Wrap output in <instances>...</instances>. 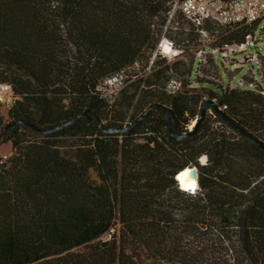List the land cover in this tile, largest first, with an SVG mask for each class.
<instances>
[{
    "label": "trees",
    "instance_id": "trees-1",
    "mask_svg": "<svg viewBox=\"0 0 264 264\" xmlns=\"http://www.w3.org/2000/svg\"><path fill=\"white\" fill-rule=\"evenodd\" d=\"M175 1L0 0V83L14 95L9 121L0 115V147L10 142L14 150L0 162V264H264L260 147L215 112L182 140L157 109L126 132L93 122L106 121L112 103L99 89L103 79L139 61L131 76L142 73L135 81L141 91L123 89L122 105L134 106L137 94L135 116L165 105L179 133L199 116L200 91L161 89L171 69L191 67L152 58ZM204 26L214 36L219 27L238 28ZM239 28L212 46L243 41L251 27ZM206 85L228 118L264 142L263 94ZM83 113L89 117L55 132L35 129ZM126 114L115 111L105 123L124 126ZM192 165L194 192L176 179Z\"/></svg>",
    "mask_w": 264,
    "mask_h": 264
},
{
    "label": "built area",
    "instance_id": "built-area-1",
    "mask_svg": "<svg viewBox=\"0 0 264 264\" xmlns=\"http://www.w3.org/2000/svg\"><path fill=\"white\" fill-rule=\"evenodd\" d=\"M177 11L198 27L201 39L205 42L197 52L199 63H206L209 55L214 58L218 74H214L211 78L224 85L220 75V64L216 59V55L220 53L226 71L235 72L233 77L238 68L229 69L227 65L244 67L247 63L252 64L251 69L235 83L233 77L231 79L228 78L225 87L255 91L264 95V55L258 51L243 55L250 47H255L259 42L256 34L258 32L264 33V26L259 28L260 22L264 19V0H176L169 11V20L175 18ZM207 22L232 27L246 25L250 26L251 29L241 42L225 44L221 47L212 46L211 43L215 41V37L212 31L204 26ZM158 50L162 54L170 55L171 57L180 54L174 47L173 41L168 38H162L159 41ZM126 80L127 77L124 70L116 71L103 79L99 89L109 102H113L115 94L125 86ZM181 85L182 81L171 79L167 86L168 93H175L181 89ZM13 98L12 85L6 82L0 83V103L10 106ZM226 107V105L221 106L223 110ZM189 129H191L190 126ZM7 158V155H4L0 162ZM110 236L111 234L109 233L108 237Z\"/></svg>",
    "mask_w": 264,
    "mask_h": 264
},
{
    "label": "rangeland",
    "instance_id": "rangeland-1",
    "mask_svg": "<svg viewBox=\"0 0 264 264\" xmlns=\"http://www.w3.org/2000/svg\"><path fill=\"white\" fill-rule=\"evenodd\" d=\"M262 26H264V19L260 22L259 28H261ZM216 28L217 27H213L212 29L215 31ZM222 29L224 28L219 27L218 31L214 32L215 33L214 37H217V41L216 43H211L212 45H219L223 40L224 34H227L231 32L232 30H238L240 28L239 27L230 28V30L227 31L226 33H222ZM162 38H168L171 41H173L174 47L178 50L180 54L175 57H171L170 55L169 56L164 55L160 52V50H158V44H157L155 54L152 58L158 60L159 62H162L165 59L167 63L177 62L179 64L180 62H185L188 66L191 67L190 73H182L181 71H178V70L175 71L174 69H171L168 73L169 79L165 81V83L163 82L162 84V87H161L162 90L165 89L167 91V86L171 79H178L182 81V83L191 81L190 85L181 86V89H186L187 87H190L191 89L200 91L201 95L203 96L202 99L209 98L208 96L209 90L207 88H204L203 86V85H206L209 81H212L213 83H215L219 88H223V89L227 88L225 86L227 85L228 78L231 79L235 72L229 71V70L226 71L225 66L223 64V59L220 53H218L216 55V59L220 64V75L222 77V80L224 81V85L220 82L212 80L211 76H213L214 74H218L217 66L214 60H212L210 56H208V61L206 63H199L197 59V52L199 48L205 44V42L201 39L200 32L198 31L196 26L190 23L186 18H184L179 11L176 12L175 18H172L171 20H169V17H168L166 21V26L163 29V32L159 38V41ZM256 38L259 39V42L257 43V45L255 47H250L246 52L243 53V55L245 53H255L257 51L264 55V33L258 32L256 34ZM142 67H143V63L139 61L135 63L132 67H129L125 70L126 77H127L126 84L122 89H120L115 94L113 102L108 107V110H107L108 118L106 121L109 120V116H111L112 113H114L115 111H117L118 113L120 112L123 113L124 111H127L126 117L123 122L124 126L133 122L132 117L137 114L138 112L137 107L139 106V104L136 105L137 103L136 100L142 88L141 87L137 89L136 91L135 85L137 84V82L135 81L142 76L141 75L142 73L139 74V77L137 75L131 76V73H133V70L137 72L141 71ZM227 67L229 69L238 68L235 76L233 77V81L235 83L239 78L243 77L251 69L252 64L247 63L244 67L232 66V65H227ZM144 71H146L148 74L149 67ZM164 84L166 86L165 88H163ZM215 84L206 85V86L208 88L216 90L217 86ZM128 86H130V90H129L130 94L134 93L135 91L138 93L134 101L135 103L134 106L129 107V108H127L126 105H122V90ZM7 110H8V107L0 103V115L3 116L5 122L9 121V118L7 116ZM210 115L212 116L211 118L213 119L214 111L212 110L208 111L207 116H210ZM138 116L139 115L135 117L137 118ZM106 121L104 120V122ZM193 121L194 120L190 121L187 129L189 128V126L192 124ZM215 124L218 125V123H215ZM13 154H14V150L10 142L0 147V160L3 158L4 155H7V157L10 158ZM202 157H205V156H202ZM91 176L94 179H97V180L99 179L96 171L92 170ZM141 264H170V263L154 261L151 259H144Z\"/></svg>",
    "mask_w": 264,
    "mask_h": 264
},
{
    "label": "water",
    "instance_id": "water-1",
    "mask_svg": "<svg viewBox=\"0 0 264 264\" xmlns=\"http://www.w3.org/2000/svg\"><path fill=\"white\" fill-rule=\"evenodd\" d=\"M155 109L160 110L163 113L170 134L175 136V137H177L179 140L185 139V138L193 135L198 130L201 122L206 117L208 111L212 110L215 113H217L219 116H221L222 119L229 126H231L237 133H239L241 136H243L246 139H248L249 141H251L253 144L257 145L258 147H260L264 151V142L261 139H259L256 135H254L251 132L247 131L245 128H243L242 126H239L233 120L228 118V116L225 114V112L223 111L221 106L215 100H213L212 98H205L203 100L202 105H201L200 114L195 119L192 128L189 129L187 132L179 133V132L174 130V128H173L174 115H173L172 110L170 108H168L167 106L159 104V103H154V104H151L150 106H148L146 108V110L134 122L130 123L128 126H109L99 117H97L95 120H93V122L94 123L95 122H99L103 126V130L105 132H117V133L126 132V131L132 130L137 125L141 124L148 117V115ZM82 116H88V115L86 113H83V114H80V115L76 116L75 118H73V119H71L69 121H66L64 123H61V124H59L57 126H52V127H49V128H38V127H35V129L38 132L43 133V134L52 133V132H55V131L60 130L62 128H65L66 126H68L70 124L75 123ZM20 122H25V121H20ZM190 167L192 169H195V171H191V174L195 175L197 177V183H198V186H199L198 167L196 165H192ZM177 176H178V173H177L176 177ZM178 184H179V181H178Z\"/></svg>",
    "mask_w": 264,
    "mask_h": 264
},
{
    "label": "clouds",
    "instance_id": "clouds-1",
    "mask_svg": "<svg viewBox=\"0 0 264 264\" xmlns=\"http://www.w3.org/2000/svg\"><path fill=\"white\" fill-rule=\"evenodd\" d=\"M206 162V157H202L199 160L200 164H204ZM195 171V169H191ZM179 181V187L182 190L194 192L197 188V181L189 178V169H185L182 171L179 176L176 177Z\"/></svg>",
    "mask_w": 264,
    "mask_h": 264
},
{
    "label": "bare ground",
    "instance_id": "bare-ground-1",
    "mask_svg": "<svg viewBox=\"0 0 264 264\" xmlns=\"http://www.w3.org/2000/svg\"><path fill=\"white\" fill-rule=\"evenodd\" d=\"M193 123H194V121H193L192 124L190 125L191 128H192V126H193ZM185 169H189V178L197 181V177H196L195 175H192V174H191V171H192L191 169H192V168H191L190 166H188V167H186ZM185 169H183L182 171H184ZM182 171H181V172H182ZM181 172H180V173H181ZM180 173H178V176H179ZM197 187H198V183H197Z\"/></svg>",
    "mask_w": 264,
    "mask_h": 264
}]
</instances>
